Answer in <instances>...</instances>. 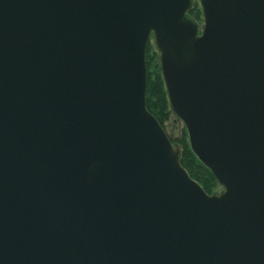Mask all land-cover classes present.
<instances>
[{"label": "water", "instance_id": "1", "mask_svg": "<svg viewBox=\"0 0 264 264\" xmlns=\"http://www.w3.org/2000/svg\"><path fill=\"white\" fill-rule=\"evenodd\" d=\"M199 1L0 0V264H264V0Z\"/></svg>", "mask_w": 264, "mask_h": 264}, {"label": "trees", "instance_id": "2", "mask_svg": "<svg viewBox=\"0 0 264 264\" xmlns=\"http://www.w3.org/2000/svg\"><path fill=\"white\" fill-rule=\"evenodd\" d=\"M198 4H195L193 10L189 12V16L199 20L202 14L199 12ZM153 38V37H152ZM151 38V39H152ZM151 41V40H150ZM149 41L147 48V69H148V86H147V109L150 114H153L158 120L159 124L166 129L165 123L174 113L172 111L171 102H169L168 91L166 90L165 79L161 68V60L159 55L152 54V45ZM174 145L182 148L181 164L191 178L199 183L209 196H213L221 188L219 182L214 177L213 173L208 170L199 159L194 155L190 147L189 136L184 133V136L179 142L176 141Z\"/></svg>", "mask_w": 264, "mask_h": 264}, {"label": "rangeland", "instance_id": "3", "mask_svg": "<svg viewBox=\"0 0 264 264\" xmlns=\"http://www.w3.org/2000/svg\"><path fill=\"white\" fill-rule=\"evenodd\" d=\"M195 4H198V6H199L198 9H199V12L201 10L200 13L202 14V16L199 17V20H196L195 15H194V17H192V16L190 17L189 13H188V19L198 26V30H199L200 36H201L203 34L202 30H203L204 25H205L203 9L201 8V4H200L199 0H195L193 7L195 6ZM193 7H192V10H193ZM150 43L152 45V54L157 53L159 55L157 45H155L154 38L151 39ZM159 57L161 60L160 55H159ZM165 125H166L165 130H166L168 136L171 137L173 145H174V143H176V141L179 142V140H181L183 138L184 133H187L185 125L179 120V118L176 116V114H173L172 116H170L169 120L165 123ZM187 135H188V133H187ZM174 146L176 147L178 145H174ZM178 147H180V146H178ZM223 193H224V190L221 188L215 194L221 195Z\"/></svg>", "mask_w": 264, "mask_h": 264}]
</instances>
